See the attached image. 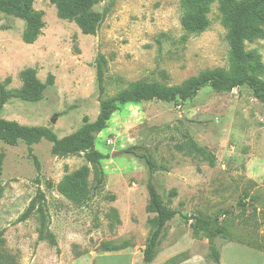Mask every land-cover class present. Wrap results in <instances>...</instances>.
Returning a JSON list of instances; mask_svg holds the SVG:
<instances>
[{"label":"rangeland","instance_id":"rangeland-1","mask_svg":"<svg viewBox=\"0 0 264 264\" xmlns=\"http://www.w3.org/2000/svg\"><path fill=\"white\" fill-rule=\"evenodd\" d=\"M71 6L101 13L95 34L84 35L74 21L60 18L50 0H33L44 27L27 44L22 40L25 21L0 11V85L10 92L0 107L1 119L46 127L61 138L95 121L101 100L131 83L171 86L207 68L231 67L230 23L223 22L217 1L197 32L183 28L181 0H86ZM244 45L264 66V32ZM99 55L107 60L102 95L96 81ZM26 68L43 84L54 76L37 101L21 92L19 73ZM7 77L11 80L5 84ZM189 139L214 154L213 166L203 153L187 152ZM132 145L153 156V182L164 204L187 217L168 221L161 238V248L191 245V251L180 250L176 261L193 253L207 257L206 238L192 235L191 216L197 214L226 228V238L215 239L219 249L228 239L264 246V104L246 85L229 92L206 85L184 101L151 99L115 110L95 134L94 149L105 155L99 185L83 153L55 155L45 139L31 144V152L22 140H0V263L96 264L90 256L69 261L99 252L105 243L143 245L153 214L147 211L146 166L122 152ZM83 166L89 170L86 185L74 198L60 193L58 185ZM31 201L44 206L56 246L37 240L35 209L18 221ZM229 245L222 250L226 264H263L257 255L246 257ZM103 257L100 264H108Z\"/></svg>","mask_w":264,"mask_h":264},{"label":"trees","instance_id":"trees-1","mask_svg":"<svg viewBox=\"0 0 264 264\" xmlns=\"http://www.w3.org/2000/svg\"><path fill=\"white\" fill-rule=\"evenodd\" d=\"M33 0H0V11H12L26 23V30L23 32L22 40L27 44H32L41 35L44 27L42 13L32 8ZM217 1L218 10L223 16V22L230 23V31L227 36L230 50L229 58L231 67L207 68L197 75L191 76L177 85H163L160 83L134 82L127 88L122 89L116 96L105 98L100 102V113L95 121L86 122L77 131L58 138L50 129L42 126H24L15 121H8L0 118V140L7 144H15L22 140L31 152V144L45 139L51 143V151L55 155H68L83 153L85 160L91 164L96 184L102 182L103 171L100 167L101 160L105 155L94 149L95 134L100 132L111 117V114L126 104H138L142 101L158 99L163 101H184L193 97L203 86H210L215 91L229 92L234 87L246 85L252 89L253 95L264 104V66L253 52L245 50L244 41L261 37L264 32V0H181V6L185 12L182 20L183 28L189 32H197L204 28L206 14L210 5ZM56 6L57 14L60 18L74 21L82 34H95L98 22L101 20V13L88 10L85 7H74L71 5L85 3L86 0H50ZM72 2L73 4H69ZM227 20V21H226ZM107 60L104 55H99L96 61V81L99 94L104 92V72ZM22 81L21 92L29 101H37L41 98V93L46 84H52L54 76L49 74L47 81L43 84L35 76V71L26 68L19 73ZM10 77L4 81L10 82ZM10 96L3 85H0V107ZM179 148H184L180 145ZM123 153L135 156L143 161L146 166L148 178L146 183L148 193L147 211L153 214L148 219V234L142 249L143 263L151 262L160 250L161 238L164 235L168 221L176 215L187 218L180 211L166 206L161 195L156 188L153 177L156 172V164L153 156L142 150L137 145L129 146L122 150ZM188 153H203L204 159L210 166L214 165L215 156L204 148L198 146L191 139L187 142ZM88 168L83 166L73 177L67 178L65 183L58 185V191L65 196L74 198L81 188L86 185ZM171 196L176 194L172 189ZM39 213V226L37 228V240L47 241L51 246H56L57 242L53 233L49 230L45 208L42 204L35 205L31 201L29 207L20 215L18 221H24L33 210ZM193 219L192 235L194 237L203 236L208 241L207 259L215 264L220 262V249L215 244V239L226 238L227 230L221 227L214 218L201 215H192ZM234 241L228 239L227 242ZM248 247L264 252V246L235 240ZM127 243L108 246L106 243L100 245L97 251H113L125 248ZM59 252V249H56ZM179 255L171 260H177ZM0 264H5L0 263Z\"/></svg>","mask_w":264,"mask_h":264},{"label":"crops","instance_id":"crops-1","mask_svg":"<svg viewBox=\"0 0 264 264\" xmlns=\"http://www.w3.org/2000/svg\"><path fill=\"white\" fill-rule=\"evenodd\" d=\"M207 240V239H206ZM180 243V242H179ZM237 243V244H234ZM178 243L175 244H171V245H167L163 248H161L160 246V250L159 252L156 254V256L154 257V259L149 262V263H143L142 261V249H143V245L140 246H126L123 249H119V250H113V251H90L88 253H85L83 255H79L75 258H72L69 262H71L72 260H76V259H82L84 257L90 256V258H92L93 262H96V264H100V258L103 256L108 257L110 260L108 261V264H171V262H173V259L175 256L179 255V253L183 250H190L192 247L191 245L188 246H183V248L179 249V250H174V246H176ZM231 244V245H229ZM227 245H229L228 247H232V246H236L234 247L235 249H237L238 251H243L246 257H253L255 255H257L260 259H262V263L264 264V252L248 247L244 244L235 242V241H231V242H227L226 244H224L221 248H220V263L219 264H226L225 261L223 260L222 257V250L223 248H227ZM181 250V251H180ZM192 250V249H191ZM190 250V251H191ZM101 252V254L99 255V253ZM104 258V257H103ZM112 258V259H111ZM61 261V260H60ZM67 262H64L63 264H65ZM103 264H106L105 262H102ZM57 264V263H56ZM60 264V262L58 263ZM173 264H215L212 261L208 260L207 257L205 258V254H192L190 257L180 260V261H174Z\"/></svg>","mask_w":264,"mask_h":264}]
</instances>
